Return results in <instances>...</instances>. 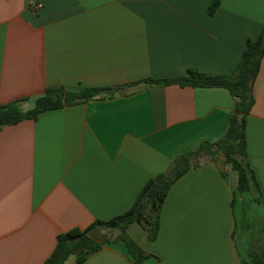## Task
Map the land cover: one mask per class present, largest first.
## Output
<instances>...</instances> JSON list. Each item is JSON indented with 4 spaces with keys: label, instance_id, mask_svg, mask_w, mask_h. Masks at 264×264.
Returning a JSON list of instances; mask_svg holds the SVG:
<instances>
[{
    "label": "crops",
    "instance_id": "obj_1",
    "mask_svg": "<svg viewBox=\"0 0 264 264\" xmlns=\"http://www.w3.org/2000/svg\"><path fill=\"white\" fill-rule=\"evenodd\" d=\"M263 26L264 0H0V105L25 100L29 111L50 88H116L189 69L230 75ZM253 96L245 161L264 213V58ZM234 108L225 88L140 84L5 126L0 264H44L59 235L126 213L177 158L223 139ZM211 159H194L198 167L175 182L155 241L138 223L127 229L151 255L146 264H251L264 256V235L239 229L237 172ZM89 236L111 237L102 227ZM75 262L72 255L65 264ZM82 264L133 260L117 242Z\"/></svg>",
    "mask_w": 264,
    "mask_h": 264
},
{
    "label": "trees",
    "instance_id": "obj_2",
    "mask_svg": "<svg viewBox=\"0 0 264 264\" xmlns=\"http://www.w3.org/2000/svg\"><path fill=\"white\" fill-rule=\"evenodd\" d=\"M218 6L219 2L213 3L209 12L214 13ZM263 58L264 26L255 40L250 39L247 42L240 63L230 75L213 76L189 69L185 75L149 78L116 88H86L77 93L65 92L61 88H50L36 100L35 107L29 111H23L21 108L25 100L0 105L1 131L5 126L15 125L26 119H36L41 113L101 98L102 95L114 96L123 88L136 87L140 84L161 87L179 85L181 87L225 88L235 98V108L230 115L229 130L223 139L214 144L202 143L197 150L177 158L169 172L149 180L132 208L126 213L109 221L98 220L84 230L75 229L59 235L55 251L44 264H65L72 255L76 256L75 264H82L91 255L99 252L103 245L117 242L125 245L133 264H146L151 255L146 254L127 235V229L132 224L138 223L147 232L148 241H155L159 233L161 211L171 188L184 174L198 167L193 160L203 156H210L216 160V155L222 152L225 156V164L230 165L238 174L237 194L254 195L258 193V203L261 204L262 193L258 181L254 171L245 160L247 158L246 117L255 103L253 85L259 74ZM98 227L111 231L118 230L119 234L114 240L98 243L89 236V233ZM251 264H264V256L254 258Z\"/></svg>",
    "mask_w": 264,
    "mask_h": 264
},
{
    "label": "rangeland",
    "instance_id": "obj_3",
    "mask_svg": "<svg viewBox=\"0 0 264 264\" xmlns=\"http://www.w3.org/2000/svg\"><path fill=\"white\" fill-rule=\"evenodd\" d=\"M210 161H213L212 159ZM201 161L194 160V164H199ZM215 164L223 168L229 174L232 173L231 166L225 164V156L222 152L216 155ZM245 198V204L237 203L236 205V216L238 219L239 229L245 234L255 233L256 235H264V213L262 211L260 203H258L259 195L254 193L250 195L246 193L243 195ZM249 206V207H248ZM110 239L114 240L119 232L118 230H109Z\"/></svg>",
    "mask_w": 264,
    "mask_h": 264
},
{
    "label": "built area",
    "instance_id": "obj_4",
    "mask_svg": "<svg viewBox=\"0 0 264 264\" xmlns=\"http://www.w3.org/2000/svg\"><path fill=\"white\" fill-rule=\"evenodd\" d=\"M41 7H42L41 5H36L35 9L37 10V9H40Z\"/></svg>",
    "mask_w": 264,
    "mask_h": 264
}]
</instances>
